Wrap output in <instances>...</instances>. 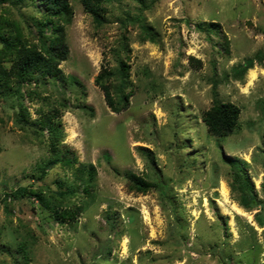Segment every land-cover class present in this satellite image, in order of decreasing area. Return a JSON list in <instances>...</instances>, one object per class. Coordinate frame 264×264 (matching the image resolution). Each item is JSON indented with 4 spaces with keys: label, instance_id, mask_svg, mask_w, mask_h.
<instances>
[{
    "label": "rangeland",
    "instance_id": "rangeland-1",
    "mask_svg": "<svg viewBox=\"0 0 264 264\" xmlns=\"http://www.w3.org/2000/svg\"><path fill=\"white\" fill-rule=\"evenodd\" d=\"M101 3L97 23L69 0L64 78L12 81L0 98V264H264V0ZM41 8L0 0L15 48L54 36ZM15 59L0 44V65ZM104 70L129 95L118 112L96 83ZM216 101L240 108L226 136L202 119ZM20 186L27 195L13 197Z\"/></svg>",
    "mask_w": 264,
    "mask_h": 264
},
{
    "label": "trees",
    "instance_id": "trees-1",
    "mask_svg": "<svg viewBox=\"0 0 264 264\" xmlns=\"http://www.w3.org/2000/svg\"><path fill=\"white\" fill-rule=\"evenodd\" d=\"M42 8L40 11L46 16L48 21L52 22V27L54 28V36L49 41V43H42L40 48H28L24 45H19L17 47L16 36L12 32H7V34L0 29V44L4 46V49L10 53H16V59L13 61V65L9 69L4 68L0 65V98L3 99L5 94L11 92V82L16 84V91L19 89V85L22 81L30 79L35 74L41 76H48L50 78H64V74L59 67V64L66 60L68 56V47L65 41L64 26L71 21L72 9L69 4V0H38ZM33 2V1H32ZM82 7L85 11L89 12L93 19L100 23L102 21L101 12L104 10L102 6V0H80ZM6 19L1 17V21ZM41 28H45L48 22H43L38 20L36 22ZM11 27V26H9ZM15 48V49H13ZM224 49L227 51V46ZM193 61H198L195 58H191ZM253 59L248 58L245 63L236 66L235 73L242 75L245 70L251 67ZM125 64L120 61L117 67V73L123 76L125 73ZM113 73V72H112ZM111 75V71L104 70L103 73L96 77V83L100 85L104 92V97L108 106L115 112H118L127 107L128 96L120 92H115L112 88L110 82H106V79ZM72 79L74 77L70 76ZM122 79V78H121ZM120 79V81H121ZM115 89H120L121 82ZM13 90V89H12ZM113 92V93H112ZM115 92V94H114ZM57 113V110L53 112V115ZM240 113V108L232 102H220L216 101L212 104L210 108L205 110L202 114V119L207 127V131L213 135L226 136L230 134L237 127V120ZM53 116H47V127L50 136L51 146L56 148L59 139L62 137L63 132L60 128L59 121H54ZM63 159L66 162H74L76 160L75 155L67 148L64 149ZM80 170L83 167L79 168ZM94 167L90 164L87 170V184L94 175ZM132 185L136 189H141L144 187L143 181L133 176ZM247 183V182H246ZM27 195V189L23 186L16 188L13 191V197H20ZM242 203L249 206V198L243 197ZM55 215L60 218L66 219L68 217H73L74 212L70 210H58L54 209Z\"/></svg>",
    "mask_w": 264,
    "mask_h": 264
},
{
    "label": "bare ground",
    "instance_id": "bare-ground-1",
    "mask_svg": "<svg viewBox=\"0 0 264 264\" xmlns=\"http://www.w3.org/2000/svg\"><path fill=\"white\" fill-rule=\"evenodd\" d=\"M223 191H225L224 188H223Z\"/></svg>",
    "mask_w": 264,
    "mask_h": 264
}]
</instances>
